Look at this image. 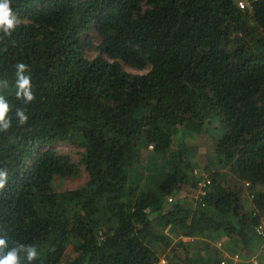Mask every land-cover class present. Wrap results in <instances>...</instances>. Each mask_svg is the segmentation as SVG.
I'll use <instances>...</instances> for the list:
<instances>
[{
  "label": "trees",
  "instance_id": "obj_1",
  "mask_svg": "<svg viewBox=\"0 0 264 264\" xmlns=\"http://www.w3.org/2000/svg\"><path fill=\"white\" fill-rule=\"evenodd\" d=\"M246 1L11 0L20 22L0 32L10 246H35L31 264H221L223 234L236 264H264V0ZM81 169L83 184L59 188Z\"/></svg>",
  "mask_w": 264,
  "mask_h": 264
},
{
  "label": "clouds",
  "instance_id": "obj_2",
  "mask_svg": "<svg viewBox=\"0 0 264 264\" xmlns=\"http://www.w3.org/2000/svg\"><path fill=\"white\" fill-rule=\"evenodd\" d=\"M19 22L17 14L11 7V0H0V32L10 35ZM26 71L27 65L25 63L21 62L16 65L15 97L25 105L35 100L31 78L24 74ZM7 86L8 82L6 80L0 81V88H6ZM11 111L9 102L4 95H0V132H7L12 126V118L9 116ZM14 115L18 125H23L28 120L23 107L16 108ZM7 182V169L0 168V190L5 188ZM11 245L6 234L0 235V264H22L21 253L24 254V259L28 264H31L39 255L33 245L20 244L15 241H12ZM235 255H238V253H235Z\"/></svg>",
  "mask_w": 264,
  "mask_h": 264
},
{
  "label": "rangeland",
  "instance_id": "obj_3",
  "mask_svg": "<svg viewBox=\"0 0 264 264\" xmlns=\"http://www.w3.org/2000/svg\"><path fill=\"white\" fill-rule=\"evenodd\" d=\"M127 69L132 73H142L143 72V71L136 70L134 68H127ZM207 142H208V139H205V138L199 139L196 155L199 159L198 161H199L200 165L207 164V158H206V152H207L206 151V146H207L206 144H207ZM57 147L59 149L65 151V152L70 151V149L72 148L70 145H68L66 143L57 144ZM72 156L75 157V154L72 153ZM86 177H87L86 173L84 171H82V169H81V172L78 175L70 177V178H66L63 181L62 186H59V188L60 189H74V188L78 187L79 185L83 184L86 180ZM224 244L225 243L221 242V245H219L218 242H216V243H213V246L216 249L220 250V252H222L223 254L226 255V256H223L224 257L223 259L227 260L230 264H236V262L239 261L240 256L237 259H233L232 256L235 255V252H231L230 250L225 249ZM257 256L258 255L255 253L253 256L250 257L249 260H253L254 258L257 259ZM258 257H260V256H258ZM252 262L254 264V262H256V261H252ZM158 264H167V262L163 258V259H161V261Z\"/></svg>",
  "mask_w": 264,
  "mask_h": 264
},
{
  "label": "built area",
  "instance_id": "obj_4",
  "mask_svg": "<svg viewBox=\"0 0 264 264\" xmlns=\"http://www.w3.org/2000/svg\"><path fill=\"white\" fill-rule=\"evenodd\" d=\"M249 1L246 0H238V5L240 7H245V5L248 4ZM209 181L203 180L202 182H200V186L204 187L206 185V183H208ZM248 184V182L246 183ZM201 193H203V191H201ZM167 202H172V197H167ZM255 232L259 235L264 236V220H262L258 225L255 226ZM233 259H237L239 258L238 255H234L232 256ZM257 262H254V264H256ZM221 264H230L227 260L223 259L221 260Z\"/></svg>",
  "mask_w": 264,
  "mask_h": 264
},
{
  "label": "crops",
  "instance_id": "obj_5",
  "mask_svg": "<svg viewBox=\"0 0 264 264\" xmlns=\"http://www.w3.org/2000/svg\"><path fill=\"white\" fill-rule=\"evenodd\" d=\"M222 240H223V241H226V236L223 235V234H221V235L219 236V241L217 240L216 242H218V244L221 245L220 242H222ZM216 242H214V243H216ZM223 256H226V255L223 254Z\"/></svg>",
  "mask_w": 264,
  "mask_h": 264
}]
</instances>
